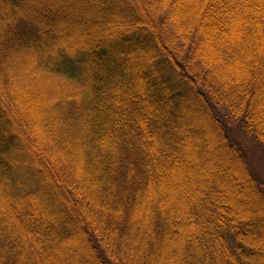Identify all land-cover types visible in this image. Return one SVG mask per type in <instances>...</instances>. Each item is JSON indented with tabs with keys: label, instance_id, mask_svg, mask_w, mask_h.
<instances>
[{
	"label": "trees",
	"instance_id": "1",
	"mask_svg": "<svg viewBox=\"0 0 264 264\" xmlns=\"http://www.w3.org/2000/svg\"><path fill=\"white\" fill-rule=\"evenodd\" d=\"M248 139L264 0H0V264H264Z\"/></svg>",
	"mask_w": 264,
	"mask_h": 264
},
{
	"label": "rangeland",
	"instance_id": "2",
	"mask_svg": "<svg viewBox=\"0 0 264 264\" xmlns=\"http://www.w3.org/2000/svg\"><path fill=\"white\" fill-rule=\"evenodd\" d=\"M47 83L45 81H42L41 83L34 82L35 90L31 91L30 93H27L25 95L23 90L20 89V92H16L14 95L11 94L9 96L12 102L14 103V106L17 107V109H19V113L20 111L22 112L20 113V115H18V117L20 122L24 124L27 132L28 130L31 131L34 128H37L39 122L42 119L41 116L40 117L35 116L31 110L32 108L33 109L35 108V110L40 112L41 114L40 105L35 106V104L37 103L36 101H39L40 99L41 104L46 105L48 103V101L45 99L46 92L48 95H50V93L53 94L55 92L54 89L56 91L58 90V86L53 84L48 85ZM212 138L213 137H211V139ZM246 145L250 151V155L255 164L254 166L256 170L258 169L261 175L264 177V148L259 146L252 139H248ZM214 146H215L214 149L211 150L212 154L219 155L217 149L218 145H214ZM207 157H210V155L208 154ZM202 161L203 159L200 160V162Z\"/></svg>",
	"mask_w": 264,
	"mask_h": 264
}]
</instances>
